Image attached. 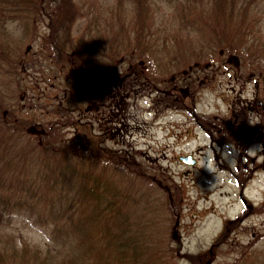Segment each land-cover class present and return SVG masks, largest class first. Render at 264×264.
Here are the masks:
<instances>
[{
  "label": "rangeland",
  "instance_id": "obj_1",
  "mask_svg": "<svg viewBox=\"0 0 264 264\" xmlns=\"http://www.w3.org/2000/svg\"><path fill=\"white\" fill-rule=\"evenodd\" d=\"M193 1L148 0L149 13L138 22L131 0H79L84 16L74 34L82 45L95 44L94 52L101 55L95 54L94 64L76 58L77 68L69 66L65 77L54 73L48 58L53 57L48 48L52 31L43 20L35 40L28 43L33 53L17 73L8 75L21 91L22 99L15 104L29 125L60 121L65 124H61L62 137L71 142L80 139L96 160L113 161L106 156L111 154L119 162L135 163L149 179L160 182L159 191H170L178 209L169 228V246L180 255L177 264H194L187 256L207 251L211 252L208 264H234L248 248L264 247L263 69L222 55L209 64L200 60L199 70L190 77L184 69L170 66L164 80L148 63V68L145 63L139 66L161 44L171 52L170 65L178 41L182 56L188 55L196 44L191 36L183 38L187 34L178 33L180 29L202 40L209 37L204 23L207 12ZM251 16L249 23L264 29V4L254 8ZM251 35L263 38L264 30ZM155 59L158 63L160 56ZM134 71L138 79L133 75L115 87L119 75L112 74L123 77ZM133 81L138 86L128 87ZM111 82L114 86L106 92ZM5 115L0 110V118ZM188 155L194 156L196 165L180 160ZM13 226L36 244L47 241L25 222L15 221Z\"/></svg>",
  "mask_w": 264,
  "mask_h": 264
},
{
  "label": "trees",
  "instance_id": "obj_2",
  "mask_svg": "<svg viewBox=\"0 0 264 264\" xmlns=\"http://www.w3.org/2000/svg\"><path fill=\"white\" fill-rule=\"evenodd\" d=\"M131 2L132 11L138 15L135 21L139 22L144 13H149L148 0ZM78 3L79 0H0V110L6 111L5 117L9 114L0 118V264H177L179 252L169 246L171 219L178 215L170 191H159L160 182L149 179L135 163L122 159L119 162L111 154L106 156L114 162L96 160L78 142L80 139L76 137L71 142L73 139L62 137L61 124H65L60 121L29 125L27 117L20 115L16 107V99H22L21 91L10 83L8 73H17L24 59L33 53L28 43L35 40L41 21H46L52 31L48 48L53 57L48 58L53 61L50 68L54 73L65 77L69 66L77 68L76 58L93 65L95 54L101 55L98 50L94 52L95 44L82 45L75 38V26L84 16ZM193 3L207 12L204 23L209 37L202 40L193 32L185 29L182 33L180 29L178 33L187 34L183 37L186 39L191 36L196 46L182 56L178 41V51L170 65L171 52L167 45H159L148 58L144 57L148 63L152 57L156 60L160 56V61H155V74L165 80L170 66H174L176 70L184 69L182 72L190 77L194 70H199L200 60L209 64L222 55L239 57L244 65L249 62L264 72V37L251 35L264 29L249 23L254 19L251 12L262 6L264 0ZM119 9L127 13L124 6L119 5ZM9 19L20 21V37H13L5 28ZM108 25L112 32L113 26ZM89 28L95 33L91 24ZM172 48L176 53V48ZM133 75L139 78L136 72L129 77H117L119 87ZM111 83L106 92L113 87ZM127 85L138 86L134 81ZM59 107L60 103L52 111ZM15 221L41 231L46 243L32 242L14 228ZM173 237L176 239V231ZM248 249L234 264H264V247ZM210 254L207 251L187 258L194 264H208Z\"/></svg>",
  "mask_w": 264,
  "mask_h": 264
},
{
  "label": "clouds",
  "instance_id": "obj_3",
  "mask_svg": "<svg viewBox=\"0 0 264 264\" xmlns=\"http://www.w3.org/2000/svg\"><path fill=\"white\" fill-rule=\"evenodd\" d=\"M5 28L8 30L9 34L13 37H20L23 33V26L20 24L18 19H9L5 22ZM148 64L151 66V70L155 71L157 69V64L154 59H150Z\"/></svg>",
  "mask_w": 264,
  "mask_h": 264
},
{
  "label": "water",
  "instance_id": "obj_4",
  "mask_svg": "<svg viewBox=\"0 0 264 264\" xmlns=\"http://www.w3.org/2000/svg\"><path fill=\"white\" fill-rule=\"evenodd\" d=\"M181 160L186 163V164H189V165H193L195 164V160L193 159V156H187V157H181Z\"/></svg>",
  "mask_w": 264,
  "mask_h": 264
},
{
  "label": "flooded vegetation",
  "instance_id": "obj_5",
  "mask_svg": "<svg viewBox=\"0 0 264 264\" xmlns=\"http://www.w3.org/2000/svg\"><path fill=\"white\" fill-rule=\"evenodd\" d=\"M143 65H144V63H143V61H141L139 66H143ZM118 75H119V76H122V74L119 73V72H118ZM258 102H259V100H256V103H258ZM262 105H263V104H262ZM90 123H91V128H93V125H92L93 122H90ZM245 129H246V130H249L248 127H246ZM263 138H264V136H263Z\"/></svg>",
  "mask_w": 264,
  "mask_h": 264
}]
</instances>
